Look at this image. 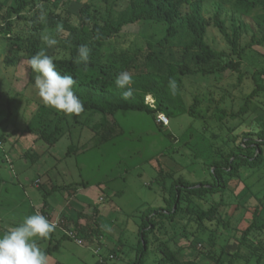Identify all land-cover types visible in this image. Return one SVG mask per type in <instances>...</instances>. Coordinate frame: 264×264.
<instances>
[{"label": "rangeland", "instance_id": "1", "mask_svg": "<svg viewBox=\"0 0 264 264\" xmlns=\"http://www.w3.org/2000/svg\"><path fill=\"white\" fill-rule=\"evenodd\" d=\"M85 1L57 0L56 4L76 16ZM88 1L92 14L103 21L118 24L131 14V0ZM1 2L7 6L13 0ZM219 2L223 4L222 19L227 27L241 28L242 46L250 44L253 37L259 41L264 36V26L259 27L255 19V16L264 18V5L252 12L253 17H244L233 10L227 0H208L203 16L210 23ZM189 12V7H185L184 13ZM4 13L5 8L0 11ZM177 26V35L163 45L160 42L165 34L163 24L145 21L127 25L121 37L112 39L100 51L101 62L105 63L112 51L123 48L125 41L143 45L150 41L160 60L181 61L191 36L181 22ZM67 34L64 29L61 31V37ZM206 42L219 51L229 52L225 40L213 26L207 31ZM10 44L5 37H0V139L3 138L0 140V237L26 216L40 213L45 202L55 206L56 216L61 212L100 211L97 219L105 237L102 247L79 246L64 237L61 229H55L48 239L38 240L41 250L49 257L48 264H95L109 257L111 251L119 256L117 264H135L139 249L145 248L139 234L147 218L145 213L149 209L165 208L173 181L182 177L190 182H211V162L224 159L232 151L240 152L238 145L243 134L255 132L264 125V92L247 102L255 89L253 74L264 69V43L247 50L241 82L238 73L232 71L211 77L199 74L184 77L180 93L185 115L169 118L170 125L162 127L146 112L119 111L115 119L123 134L104 144L82 125L88 120L84 114L69 117L42 103L33 86L35 73L27 60L19 61L16 66L6 65L5 58L11 54ZM48 51L49 56H68L56 52L54 47ZM262 78L264 80V76ZM145 101L155 105V100L148 96ZM191 109L196 116L189 114ZM220 110L224 111L222 120L217 118L222 113ZM62 116L65 117L60 124L63 130L51 146L42 138V133L51 134ZM70 147L72 153L67 154ZM22 154H27L28 158L22 160ZM58 185L67 186L46 198L52 186ZM223 199L230 211L227 218H232L229 229H222L220 233L214 228L198 231L188 220L189 213L182 212L172 224L164 220V231L156 229L147 233L143 264H159L163 253L156 247L160 242L179 250L183 261L215 264L207 259L208 251L217 258L228 247L226 251L231 256L238 252L234 264H264V247L259 244L260 241L264 244V229L251 234L246 245L238 242L253 212L259 211V223L264 224V166L242 168L239 179L229 182ZM219 200L220 195H215L209 196L207 201L209 204ZM182 206L183 209L187 206L200 209L208 205L184 195ZM97 249H100L98 255ZM226 258L218 264H228Z\"/></svg>", "mask_w": 264, "mask_h": 264}, {"label": "trees", "instance_id": "2", "mask_svg": "<svg viewBox=\"0 0 264 264\" xmlns=\"http://www.w3.org/2000/svg\"><path fill=\"white\" fill-rule=\"evenodd\" d=\"M207 2L208 0H131L130 16L118 24L97 19L92 14V6L88 0L83 3L76 16L58 7L57 0H13V3L7 6L1 2L0 11L5 8V13L0 14V37H5L11 43V54L6 56L5 63L8 66H16L24 59L29 61L40 50L48 54L49 47L42 42L41 35L46 33L55 38L58 41V44L53 46L55 51L68 54L67 57H60L54 61L56 71L62 76H72L76 81L73 91L84 105L85 110L82 114L88 117L82 125L92 130L100 138V144H104L123 134L121 125L115 119L119 111L146 112L153 115L155 119L158 113H163L168 118L185 115L187 112L180 93L184 77L197 74L211 77L217 73L232 71L238 73L239 81H242L243 57L255 44L264 43V36L259 41L253 37L250 44L242 46L241 28L233 25L230 29L222 19V1L219 2L211 23L203 16L204 5ZM227 3L242 16L253 17L252 12L259 6H263L264 0H227ZM185 7H189L188 14L184 13ZM255 19L259 27L264 26V18L255 16ZM145 21L165 26V34L160 40L163 45L177 35V24L181 22L184 30L191 36L181 61L160 60L154 51L155 45L150 41L144 45L140 42L125 41L123 48L112 51L105 59V63L101 62L100 51L112 39L121 37L125 26ZM58 25H62L68 33L66 37H61V32L56 31ZM210 26L219 31L229 48L228 53L219 51L206 42ZM80 45H87L91 49L86 70L84 64L74 62ZM192 64L196 67H191ZM121 71L130 72L134 81L132 85L134 97L127 101L122 98L123 91L126 89L122 90L115 84V79ZM262 76H264V69L253 74L255 89L247 97V102L264 92ZM170 79H174L178 85L175 95L170 94L169 91ZM149 95L155 100L154 108L145 101ZM220 111L222 113L218 114L217 118L222 120L224 111ZM189 114L196 116L194 109H191ZM64 119V116L59 118L51 134H47L46 131L42 133V138L51 146L58 140L56 135L63 130L60 124ZM75 123L80 124L78 120H75ZM238 147L240 152L232 151L226 154L224 159L211 162V182H190L179 177L173 181L169 189L165 208L146 211L147 218L144 219L139 233L142 235L145 248L139 249L135 264L144 263L149 232H155L156 229L164 231V220L167 219L168 223L172 224L182 212L189 213L188 220L197 226L198 231L214 228L220 233L222 229H229L232 218H227L230 211L223 195L229 182L239 179L242 168L257 169L264 166V125L255 132H245ZM70 153H72V147L67 154ZM184 195L196 197L208 206L200 209L187 206L183 209ZM215 195H220V200L211 201L208 204L209 196ZM96 214L97 210L94 211V215ZM259 217L258 210L252 213L250 223L240 233L238 242L241 245L247 244L251 234L264 229V224L259 223ZM93 220L96 227L90 230L84 229L79 221L74 224L68 222L64 227L77 232L87 242L102 247L103 242L99 244L95 242V239L101 236L100 223L96 218ZM116 244L121 246L120 242ZM140 244L141 241L139 246ZM259 244L264 247L262 241ZM235 247L239 249L240 245ZM226 248L217 258L210 255L208 251L207 259L218 264L227 257V263L234 264L238 252L232 257ZM156 249H160L163 253L159 264H198L194 260H181L179 250H173L166 242H160ZM254 249L258 251L259 247ZM110 254L113 259L110 255L104 259L103 263L97 261L95 264H116L118 254L115 251H111Z\"/></svg>", "mask_w": 264, "mask_h": 264}, {"label": "clouds", "instance_id": "3", "mask_svg": "<svg viewBox=\"0 0 264 264\" xmlns=\"http://www.w3.org/2000/svg\"><path fill=\"white\" fill-rule=\"evenodd\" d=\"M57 32L63 31L62 25H58ZM41 40L51 48L58 41L49 34H42ZM91 49L87 45H80L75 63L84 64L85 70L90 59ZM46 54L44 50L38 51L28 61V65L34 75V88L46 107H51L59 113L71 117L80 116L84 112V105L73 91L76 81L72 76L61 75L56 71L55 60ZM134 81L132 74L121 71L115 84L123 91L122 98L127 101L134 97L132 87ZM178 85L174 79L169 80L170 94L177 93ZM57 224L37 212L35 215L26 216L18 226L11 227L0 237V264H48L49 257L38 244L39 239H48L55 231Z\"/></svg>", "mask_w": 264, "mask_h": 264}, {"label": "crops", "instance_id": "4", "mask_svg": "<svg viewBox=\"0 0 264 264\" xmlns=\"http://www.w3.org/2000/svg\"><path fill=\"white\" fill-rule=\"evenodd\" d=\"M2 140H3V138H2ZM22 156H23L22 160L28 158L27 154H22ZM38 159H39V156L35 159V161L36 160L38 161ZM80 184L85 185V183H80ZM66 186L67 185H64V186L58 185L56 187L52 186L51 191H50V193H48V195H46V198H48V196L51 198L52 197V193L54 191H56L57 189H64V187H66ZM87 187L88 186L86 185V188ZM39 188H40V186H39ZM93 205L95 206L97 204L93 203ZM51 206H48L47 203L44 204L43 207H42V210L40 211V213L42 215H48L50 217V220H52V221H54L56 219H64V220L66 219L65 220L66 221V226H67L68 222L74 224L76 221H79L82 224V227H84V229L90 230L91 228H95L96 227V225L94 224L93 218H96V220L99 221L97 219V216L100 214V211H97L96 215H94V211L91 212L90 214L89 213L86 214V213L80 212V211H75V212H71V213L68 212V214L65 213V212H61L60 216L59 215L56 216V212H55L56 208H54L55 206H52L53 209H54V210H52ZM100 228H101V230H100L101 231V236L104 237V235L102 234V226L101 225H100ZM104 241H105V237H104ZM119 261L120 260H119V257H118V259H116V264Z\"/></svg>", "mask_w": 264, "mask_h": 264}, {"label": "built area", "instance_id": "5", "mask_svg": "<svg viewBox=\"0 0 264 264\" xmlns=\"http://www.w3.org/2000/svg\"><path fill=\"white\" fill-rule=\"evenodd\" d=\"M149 97L151 98V100L154 101L152 96H148V98ZM146 99H147V97H146ZM146 103L152 108L155 107V105L151 104L148 101H146ZM156 120H157V123L162 125L163 127H168L170 125L169 118L163 113H158ZM44 216L50 220V217L48 215H44ZM54 222L57 224L56 229H61L63 231L64 235H66L69 239L75 241L79 246H85V244H89V245L93 244L91 242H87L84 239V237L79 235L77 232L65 228L64 226L66 225V221L64 219H56ZM95 242H97V244L104 242V237L99 236L98 238L95 239ZM99 250L95 251L96 255L99 254ZM110 258L113 259V256H111ZM100 262L103 263L104 260L101 259Z\"/></svg>", "mask_w": 264, "mask_h": 264}]
</instances>
